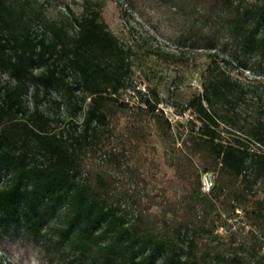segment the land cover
<instances>
[{
	"label": "trees",
	"instance_id": "obj_1",
	"mask_svg": "<svg viewBox=\"0 0 264 264\" xmlns=\"http://www.w3.org/2000/svg\"><path fill=\"white\" fill-rule=\"evenodd\" d=\"M113 1L177 52L134 26L122 41L103 0H0V244L50 264H264V0ZM149 62L193 64L200 89L176 103L155 75L139 87ZM240 215L250 228L220 236Z\"/></svg>",
	"mask_w": 264,
	"mask_h": 264
},
{
	"label": "rangeland",
	"instance_id": "obj_2",
	"mask_svg": "<svg viewBox=\"0 0 264 264\" xmlns=\"http://www.w3.org/2000/svg\"><path fill=\"white\" fill-rule=\"evenodd\" d=\"M54 3L50 7V14L56 16L60 10V6L56 7ZM103 16L108 24L110 30L119 37L122 41H130L131 34L129 33L128 27H135V34L133 38L143 37L151 40L154 44H157L161 47L164 52H177L172 41H170V35L161 32L155 33L141 18L135 16V20L129 22L124 21L120 17L119 10L116 6V3L113 0H103ZM191 58L195 56L194 53L188 54ZM239 72H244L241 75ZM145 74L156 76L153 78L152 84H156L161 92L162 96L167 100L170 99L172 102L182 103L189 96H191L196 90L200 89V75L197 69L190 64L189 66L184 65H175V64H166V63H152L149 62V66L143 68V73L135 71V79L140 83L141 80H144ZM232 75L235 78L240 79L245 84H254L255 80H258L259 77L253 71H235L232 72ZM0 79L4 82L7 80L5 74H0ZM141 88L144 87L143 84H139ZM172 96V97H171ZM172 98V99H171ZM135 100V98H133ZM26 101L29 105H32V97L29 94L26 97ZM164 109L166 116L172 121V123H182L184 124L188 119H191L190 113L187 112L183 116H178L177 112L179 111L178 107H173L170 103L168 105L162 104L159 106ZM44 108L46 106L44 105ZM52 114H58L64 116L65 112L63 110L56 111L54 108H50ZM64 118V117H63ZM227 139L232 138L229 134H224ZM166 152L162 149V154L165 155ZM162 159V158H161ZM163 172L160 175L162 178L163 185L170 188L171 186L176 185L173 177L172 170L168 167L166 160H164ZM232 228L229 229L223 228L218 231L220 236L228 238L232 232L239 230L241 232L247 231L250 227L247 225V222L243 219L242 215L234 216L232 218ZM22 240H17L16 242L11 239H6L3 243L4 247L0 244V254L3 257L2 264H50L43 263L38 257V250L32 244H29L28 248L21 247ZM32 243V242H31Z\"/></svg>",
	"mask_w": 264,
	"mask_h": 264
},
{
	"label": "built area",
	"instance_id": "obj_3",
	"mask_svg": "<svg viewBox=\"0 0 264 264\" xmlns=\"http://www.w3.org/2000/svg\"><path fill=\"white\" fill-rule=\"evenodd\" d=\"M215 175L212 172L202 174L203 191L209 193L214 186Z\"/></svg>",
	"mask_w": 264,
	"mask_h": 264
}]
</instances>
